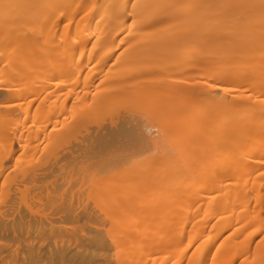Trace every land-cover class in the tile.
Listing matches in <instances>:
<instances>
[{"label":"bare ground","instance_id":"6f19581e","mask_svg":"<svg viewBox=\"0 0 264 264\" xmlns=\"http://www.w3.org/2000/svg\"><path fill=\"white\" fill-rule=\"evenodd\" d=\"M0 264H264V0H0Z\"/></svg>","mask_w":264,"mask_h":264}]
</instances>
